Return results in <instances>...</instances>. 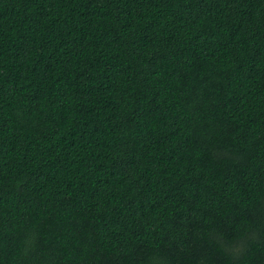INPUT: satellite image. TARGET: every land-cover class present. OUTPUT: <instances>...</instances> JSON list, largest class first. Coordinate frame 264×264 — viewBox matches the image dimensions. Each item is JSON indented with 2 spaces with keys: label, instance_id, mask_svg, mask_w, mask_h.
I'll return each mask as SVG.
<instances>
[{
  "label": "trees",
  "instance_id": "obj_1",
  "mask_svg": "<svg viewBox=\"0 0 264 264\" xmlns=\"http://www.w3.org/2000/svg\"><path fill=\"white\" fill-rule=\"evenodd\" d=\"M0 264H264V0H0Z\"/></svg>",
  "mask_w": 264,
  "mask_h": 264
},
{
  "label": "clouds",
  "instance_id": "obj_2",
  "mask_svg": "<svg viewBox=\"0 0 264 264\" xmlns=\"http://www.w3.org/2000/svg\"><path fill=\"white\" fill-rule=\"evenodd\" d=\"M242 244H243V240L239 241V242L237 243L236 247H239V246H241Z\"/></svg>",
  "mask_w": 264,
  "mask_h": 264
}]
</instances>
